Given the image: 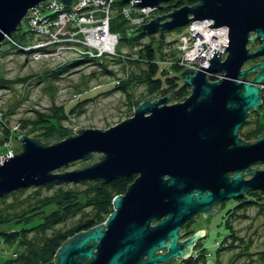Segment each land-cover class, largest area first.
Listing matches in <instances>:
<instances>
[{"label":"water","instance_id":"95a60500","mask_svg":"<svg viewBox=\"0 0 264 264\" xmlns=\"http://www.w3.org/2000/svg\"><path fill=\"white\" fill-rule=\"evenodd\" d=\"M39 1L0 0V43L20 25L28 8L39 7ZM166 1L132 0V4L160 10ZM202 19L213 23L200 29L227 26L225 55L221 58L220 51L212 49L197 69L184 67L176 73L190 86L181 101L166 103L171 90L156 98L151 94L130 116L106 129L78 128L77 133L49 144L52 138L40 142V137L21 134L20 151L5 154L0 161V196L51 180L108 181L135 174L125 191L112 198L113 209L102 222L61 243L53 255L54 264H156L171 256L184 257L194 239L205 232L198 229L177 241L186 220H194L199 212L212 214L215 203L241 198L248 189L264 191V168L251 167L264 163V132L253 141L237 135L248 109L261 105L264 0H195L156 14L135 28L153 33ZM255 38L262 41L249 50L247 43ZM257 58L258 62L242 68ZM207 72L223 76L210 80ZM249 72H254L250 79ZM95 152H101L95 155L99 160L57 171ZM244 174L250 176L243 178Z\"/></svg>","mask_w":264,"mask_h":264},{"label":"trees","instance_id":"16d2710c","mask_svg":"<svg viewBox=\"0 0 264 264\" xmlns=\"http://www.w3.org/2000/svg\"><path fill=\"white\" fill-rule=\"evenodd\" d=\"M115 2L120 5L117 0ZM193 3L195 0H168L163 3L164 7L154 11L163 14L171 11L172 8ZM118 15L120 14L118 13ZM23 18L25 20V17ZM184 27L185 25L172 29H176L179 34L184 30ZM109 28L118 34L117 43L124 41L129 48L133 49L132 52L126 53L121 50L117 51L115 46L114 55L117 59L124 57V62L127 64L143 66L137 74H132L129 80L114 84V88L119 87L125 91L128 86L142 83L145 93L140 96L141 98L151 94L163 96L170 90L169 98L171 99L179 100L186 95L189 86L176 76V73L181 71L175 63L174 56L177 51V40H174L175 44L171 46L169 45L171 42L166 41L165 38L172 29H158L153 33H144L136 28L128 30V25L123 18L119 22H114L113 17L110 20ZM144 37H148L147 42L142 41ZM33 39L34 34L29 29H22L19 25L1 43L8 49L22 51L15 44L29 43ZM3 47L0 48V53L7 51ZM99 58L74 59L70 63L51 68L52 74L87 60L95 59L96 63L102 65L103 60H96ZM102 68L104 72H109L104 64ZM207 77L210 80H215L210 76ZM20 80L0 77V87H11ZM78 98H82V95L79 94ZM261 106H264V88L261 89V105L259 107ZM259 107L255 111V118L246 120V124L249 123L250 127L247 126L240 132L245 140L256 138L264 130V118L261 121L258 117ZM9 109L0 115V150L4 148L2 143L8 136L13 135V130L8 126L7 120H2L10 112L11 109ZM49 109L46 112L34 110L32 116H26L19 120V128L29 125L28 131L40 130L33 134L35 138L40 137V142H45L53 137H66L70 128L63 121L68 119L70 112L72 113L73 105H51ZM28 131L24 133H28ZM134 177L135 174L118 176L108 181L84 179L78 181L83 185L81 188L76 184L64 186L62 185L66 182L64 180H51L41 185H33L34 188L23 198L27 201L25 206L18 212L12 210L9 202L5 203V199L8 195L14 197L23 193L25 187L5 192L0 196V200L4 202V205L0 206V249L3 250L5 246H8L11 249V255L4 259L3 264H54L53 255L61 243L73 234L102 222L113 209L112 198L117 194H122ZM42 189H45L46 192L41 193ZM248 194L249 197L244 195L242 199L236 201L232 209L226 211V218L222 223L226 228L222 237V246L227 249H235L231 261L235 257L239 259L246 256V264H250L252 256L258 255L257 264H264V250L251 251L252 238L235 234V229L229 220V217L235 214L234 210L251 205L258 206L256 215L262 217L264 191L251 189ZM77 214L78 218L75 221L63 225L68 218ZM229 238V243H225ZM218 251L216 253L219 254Z\"/></svg>","mask_w":264,"mask_h":264},{"label":"rangeland","instance_id":"374dc122","mask_svg":"<svg viewBox=\"0 0 264 264\" xmlns=\"http://www.w3.org/2000/svg\"><path fill=\"white\" fill-rule=\"evenodd\" d=\"M118 8L119 4L114 2L110 10L108 28L112 17L114 18V22H119L121 20L122 16L118 15ZM156 14L158 13L154 11L152 16ZM20 26L22 29H28L24 18H22ZM109 31H111L110 28ZM177 36L178 32L176 29H172L165 38L166 41L171 42L169 45L173 46L177 40ZM36 37L39 38L38 36ZM142 41L147 42L148 37H144ZM1 47H3L2 43H0V48ZM3 48L7 51L5 53H0V77L21 80L15 82L11 87H0V115H3V111H8V108L11 109H9L10 112L2 120H7L8 126L13 130V135L8 136L6 141L2 143V147L4 148L0 150V160L3 159L5 154L13 155V153L20 151L21 143L18 139L19 135L24 134L34 137L33 134L40 131L38 129L28 131L29 125H25L23 128H19L18 126L19 120L26 116H32L34 110L46 112L50 110L49 107L51 105L62 104L68 106L72 104L73 111L72 113L70 112L67 120L63 119V122L70 128L68 135H73L77 133L75 129L78 128L106 129L116 124L130 116L133 109L144 99L140 97L145 93L144 84L142 83L128 86L125 91L121 90L119 87H113L116 83L129 80L132 74H137L140 68L143 67L141 65L135 66L134 64H127L124 62V57H121L122 59L120 57V59H117L114 54H105L99 59H96L103 60V64L109 72H104L102 68L103 64L96 63L94 59L70 65L66 69L52 74L51 68L72 61L70 60L72 59L71 53L60 50L54 55L49 54L33 59L30 53L8 49L6 46ZM116 50H121L126 53L133 51L124 41H119L116 44ZM180 54L181 53L177 49L174 55L175 59H177ZM87 58L92 59L94 57L91 58L87 56ZM176 65L182 70L181 65ZM221 74L223 75L222 72ZM188 88L190 90V86ZM189 90L186 95L189 93ZM79 94L82 95V98H78ZM159 96L154 94L152 97L156 98ZM182 99L183 98L175 100L168 98L166 103L170 104L181 101ZM258 110V117L263 121L264 106L259 107ZM255 116L256 115L253 113V115L251 117L249 115L247 119H252V117L254 119ZM247 125L250 127L248 123ZM27 131L28 133H24ZM262 132H264V130H262ZM262 132H260V134ZM61 139L63 138L53 137L47 143L49 144L52 141H59ZM252 139L254 140V138ZM95 155L101 156V152H95L87 159H78L68 162L57 169V171L71 170L79 166H84L89 162L99 160V158H95ZM252 168L263 169L264 163L255 164ZM244 175L246 176L247 174ZM73 184H76L79 188L83 186L78 183V181H66L62 185L71 186ZM33 188V185H28L25 186V190L21 194L15 195L14 197L8 195L5 199V203L9 202L8 204H10L12 210L15 212L20 211L27 202L23 198L29 194ZM44 192H46L45 189H42L41 193ZM248 195L249 194H246V196ZM235 204L236 201L226 199L224 202H219L216 207H214L216 211L212 214L208 213L203 216L198 213L196 214V219L190 221L192 227L195 228L200 226L206 229L203 244L207 250L206 252H208V257L202 260V264L204 260L206 262L208 259L215 260L213 264H246V256L240 257L239 259L235 257V259L231 261V256H233L232 253L235 252V249L224 248L222 242L219 248H216L217 240L221 239L226 232V228L223 227L222 224L226 218V211L232 209ZM2 205H4V202L0 200V206ZM257 209L258 206L255 205L243 209H233L235 214L229 217L230 223L233 229H235V234L252 238L251 251L264 250V213L261 215L262 217L259 215L257 216ZM262 211L264 212V208ZM77 218L78 214L68 218L63 225H68ZM230 238L227 239L225 243H229ZM216 249L219 250V254H215ZM214 254L215 258L213 257ZM10 255L11 249L8 246H5L3 250L0 249V264H3L4 259ZM257 257L258 255H253L252 261H249L250 264H257Z\"/></svg>","mask_w":264,"mask_h":264},{"label":"built area","instance_id":"2783aa9c","mask_svg":"<svg viewBox=\"0 0 264 264\" xmlns=\"http://www.w3.org/2000/svg\"><path fill=\"white\" fill-rule=\"evenodd\" d=\"M114 2L115 0H71L67 4L62 0L39 1L38 8L32 6L24 15L34 39L29 43L15 45L23 52L30 53L33 59L54 55L60 50L71 53L70 60L112 55L118 38V34L108 28ZM154 10L155 7L136 6L129 0L120 3L118 13L126 21L128 30H131L140 23L147 22ZM211 23V19H202L191 20L185 25L184 30L177 36V49L181 54L175 60L176 64L182 68L196 69L203 62V58H208L213 47L219 48V54L223 56L227 34L219 36L218 39L211 36V30L217 28L219 31L224 26L200 29ZM217 40H224L225 43H218ZM207 76L217 79L222 74L207 72ZM262 88L264 84L261 85Z\"/></svg>","mask_w":264,"mask_h":264},{"label":"flooded vegetation","instance_id":"af4514ba","mask_svg":"<svg viewBox=\"0 0 264 264\" xmlns=\"http://www.w3.org/2000/svg\"><path fill=\"white\" fill-rule=\"evenodd\" d=\"M262 41V39H260V38H255L252 42H249V43H247V47L249 48V50H254L258 45H259V43ZM259 61V58H257V59H253L252 61H248V62H246L244 65H243V67L242 68H246V67H248L249 66V64L250 63H256V62H258ZM253 74H254V72H249V73H247V78L248 79H250L252 76H253ZM263 89V88H262ZM257 110V109H256ZM256 110H251V109H248V115H247V117L250 115V117L253 115V113L255 114V111ZM252 119H253V117H252ZM246 120H247V118L245 119V121L243 122V124L239 127V129H238V137H240V138H242V140H244V141H248V140H245L241 135H240V132H242V130H243V128H245V127H247L248 125L246 124ZM249 120H251L250 118H249ZM249 124V123H248ZM253 140V139H252ZM254 140H255V138H254ZM253 166V165H252ZM251 166V167H252ZM232 173H228V175H231ZM246 176H250L249 174H247ZM245 175H243V178H248V177H246ZM249 191H251V189H248V190H246L245 192H244V194H243V196L242 197H244V195L246 196V194H248V192ZM242 197L241 198H228V200H234V201H237L238 199H242ZM226 200V199H225ZM225 200H222V201H219L220 203H222V202H224ZM219 202H217V203H215L214 205H213V207H216V205L219 203ZM202 212H199V214H201ZM196 214H198V213H195L194 215H193V218H194V220L196 219ZM190 221H192V220H186L184 223H183V225H182V227L179 229V231H178V233H180L179 235H178V238H177V241H179V242H181V241H183L184 239H186V238H188V237H190L196 230H198V229H202V228H204V227H192L191 225V222ZM156 223V221H151V225H154ZM205 229V228H204ZM205 235H206V229H205V232H204V234L203 235H201V236H197L195 239H194V242L190 245V249H189V253L186 255V256H184V257H181V255H179V256H171V257H169L166 261H164V262H157L156 264H202V260L203 259H206L207 257H208V252H206L207 250H206V248H205V246H204V244H203V240H204V238H205ZM223 236H224V234H223ZM222 236V237H223ZM167 242V241H166ZM222 242V238L221 239H219V240H217V242H216V248H219V246H220V243ZM158 251V249L155 251V252H157ZM159 251H160V253H165L166 252V248L165 247H163V248H161V249H159ZM216 251H217V249H216ZM216 251H215V254H216ZM215 254H214V258H215ZM142 258H145V256H143ZM174 258H175V261H174ZM209 260V259H208ZM211 261H213V260H211ZM213 262H215V260L213 261ZM203 264H206V262H205V260H204V263ZM214 264H216V263H214Z\"/></svg>","mask_w":264,"mask_h":264},{"label":"bare ground","instance_id":"6f19581e","mask_svg":"<svg viewBox=\"0 0 264 264\" xmlns=\"http://www.w3.org/2000/svg\"><path fill=\"white\" fill-rule=\"evenodd\" d=\"M213 21V20H212ZM222 26H224L223 28H221V29H219V31H218V29L217 28H215L213 31L211 30V36L212 37H217L218 39H220L219 38V36H222V35H225V34H227V26H225V25H222ZM217 27V26H216ZM226 27V28H225ZM218 41V43H223L224 42V40H217ZM221 41V42H220ZM223 41V42H222ZM225 42L227 43V40H225ZM224 42V43H225ZM225 46H226V44H225ZM213 49H215V50H219V48H216V47H213ZM225 53V52H224ZM225 55V54H224ZM221 58H223L222 56H221ZM223 76V75H222ZM9 156H11V155H9ZM0 161H2V160H0ZM264 206V205H263Z\"/></svg>","mask_w":264,"mask_h":264}]
</instances>
